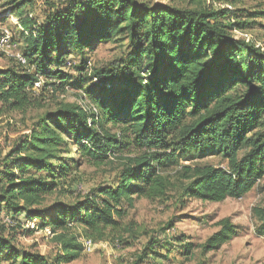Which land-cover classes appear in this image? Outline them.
<instances>
[{
  "label": "trees",
  "instance_id": "obj_1",
  "mask_svg": "<svg viewBox=\"0 0 264 264\" xmlns=\"http://www.w3.org/2000/svg\"><path fill=\"white\" fill-rule=\"evenodd\" d=\"M39 1L45 6L42 21L33 17ZM64 1L59 6L53 0H0L3 14L22 29L18 47L27 62L11 60L0 70V115L34 108L41 79L54 92L67 91L71 79L64 69L74 56L80 78L71 87L86 105L58 103L0 156V264L78 261L85 251L81 239L109 240L107 231L119 228L116 217L125 216L122 206L132 207L136 197L164 200L175 192L178 201L221 203L245 197L264 179V54L236 39L235 33L254 26L240 12L197 0L187 7ZM116 42L126 43L119 57L89 67L96 46ZM137 149L144 153L135 155ZM209 158L226 167L196 165ZM115 160L121 167L114 186L42 208L50 197L74 194L64 185L81 165ZM171 170L177 171V186ZM253 215L264 236V208ZM32 222L53 235L54 258L17 246L18 234L34 235L27 226ZM219 228L205 252L238 236L228 218ZM184 247L193 250L191 244Z\"/></svg>",
  "mask_w": 264,
  "mask_h": 264
},
{
  "label": "rangeland",
  "instance_id": "obj_2",
  "mask_svg": "<svg viewBox=\"0 0 264 264\" xmlns=\"http://www.w3.org/2000/svg\"><path fill=\"white\" fill-rule=\"evenodd\" d=\"M148 1L152 5H175L187 7L192 0H140ZM203 6L214 9H230L240 12L243 19L254 26L246 33H235L236 39H245L260 48L264 54V0H197ZM54 4L61 5L64 0H53ZM231 2L236 5L232 6ZM45 6L37 2L33 17L42 21ZM195 7V6H192ZM0 7L1 24L9 30L13 46L0 50V70L10 67L16 54H21L22 39L17 20L9 14H3ZM8 15V16H7ZM5 16V17H4ZM7 16V17H6ZM126 43H106L96 46L91 51L90 68L101 67L119 57ZM79 64L77 57L71 58V63L64 72L70 77L67 91L54 92L49 86L45 87V79L36 85V106L27 113H7L0 115V156L6 155L19 142L20 138L31 132L35 122L47 111L54 110L60 102L86 105L78 97L79 93L71 87L80 78V73L73 67ZM39 104V106H38ZM88 105V104H87ZM115 132V131H114ZM140 156L144 152L137 149L133 152ZM76 156V155H75ZM186 166L190 163H182ZM200 166L226 167V163L219 158H209L197 162ZM121 162L115 160L102 166L81 165L74 171L66 189L74 192L62 197H50L42 208L52 206L56 200L73 202L79 197L84 198L90 192L99 188L112 187L118 180ZM178 169V168H177ZM171 181L177 183V171L168 172ZM178 183L175 185L177 186ZM175 191V189H172ZM178 193L170 192L164 200H149L134 198V205L127 203L122 206L125 216L116 220L119 222L117 231H107L111 238L97 241L93 249L86 252L78 261L71 264H264V236L257 233L258 223L253 215L255 208H264V179L241 199H227L221 203L202 202L191 199L179 200ZM41 208V209H42ZM39 209V208H38ZM230 219L237 227L238 236L220 250L205 252L203 246L207 240L220 228L223 219ZM38 223H28L27 226ZM31 230H34L30 227ZM125 230H129L125 232ZM174 238H181L177 240ZM16 244L28 253L40 254L54 258L58 248L53 241L49 230L35 229L33 236H24L21 233L16 237ZM85 239H81L85 247ZM152 242H159L155 250L150 247ZM192 245L193 250L185 248ZM166 247V248H165ZM142 257V258H141ZM145 260H144V259ZM144 260L140 262L141 260Z\"/></svg>",
  "mask_w": 264,
  "mask_h": 264
},
{
  "label": "built area",
  "instance_id": "obj_3",
  "mask_svg": "<svg viewBox=\"0 0 264 264\" xmlns=\"http://www.w3.org/2000/svg\"><path fill=\"white\" fill-rule=\"evenodd\" d=\"M9 46H13L12 40H11V34L8 29H6L0 21V50H3ZM16 60H18L22 65H27L26 60L20 55L16 54L13 56ZM32 229H34V225L30 226ZM93 242L90 240L85 241V248L86 252H90L93 249Z\"/></svg>",
  "mask_w": 264,
  "mask_h": 264
}]
</instances>
